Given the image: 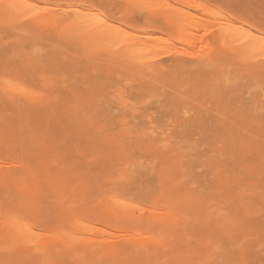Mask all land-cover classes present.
I'll return each mask as SVG.
<instances>
[{"label": "rangeland", "instance_id": "rangeland-1", "mask_svg": "<svg viewBox=\"0 0 264 264\" xmlns=\"http://www.w3.org/2000/svg\"><path fill=\"white\" fill-rule=\"evenodd\" d=\"M0 264H264V0H0Z\"/></svg>", "mask_w": 264, "mask_h": 264}, {"label": "bare ground", "instance_id": "bare-ground-1", "mask_svg": "<svg viewBox=\"0 0 264 264\" xmlns=\"http://www.w3.org/2000/svg\"><path fill=\"white\" fill-rule=\"evenodd\" d=\"M13 225V228H15L16 227V225L15 224H12Z\"/></svg>", "mask_w": 264, "mask_h": 264}]
</instances>
